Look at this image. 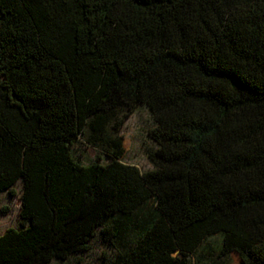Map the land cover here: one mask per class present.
Here are the masks:
<instances>
[{
  "label": "trees",
  "instance_id": "1",
  "mask_svg": "<svg viewBox=\"0 0 264 264\" xmlns=\"http://www.w3.org/2000/svg\"><path fill=\"white\" fill-rule=\"evenodd\" d=\"M141 106L147 171L118 135ZM80 138L109 161L76 160ZM20 180L0 264L97 231L110 264H264V0H0V195Z\"/></svg>",
  "mask_w": 264,
  "mask_h": 264
},
{
  "label": "rangeland",
  "instance_id": "2",
  "mask_svg": "<svg viewBox=\"0 0 264 264\" xmlns=\"http://www.w3.org/2000/svg\"><path fill=\"white\" fill-rule=\"evenodd\" d=\"M152 120L148 110L141 106L129 115L120 128L118 135L122 138L124 153L121 161L126 164L135 165L141 171H147L152 168L148 162L147 154L156 148V144L148 137L147 131L152 127ZM109 135L114 133L109 130ZM72 154L76 160L82 163H91L99 160L105 164L109 161V153L106 141L96 142L91 145L84 138H80L75 146L71 148ZM99 158V159H97ZM14 196H10L7 191L0 195V235L8 228L19 229V209L20 197L22 191V182L18 181L14 187ZM218 237L210 238L207 245L211 247V253L215 256ZM89 249L71 255L65 261L53 260L49 264H110L114 256V251L101 243L98 231L96 235L89 240ZM201 254V253H200ZM198 253V255H200ZM204 258H188L189 264H210L205 262ZM238 262L235 254L230 255L223 264H235Z\"/></svg>",
  "mask_w": 264,
  "mask_h": 264
}]
</instances>
